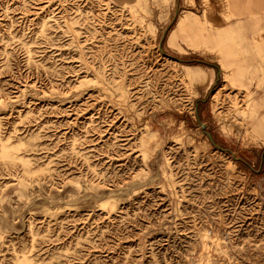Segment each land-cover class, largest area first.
<instances>
[{
	"label": "rangeland",
	"instance_id": "obj_1",
	"mask_svg": "<svg viewBox=\"0 0 264 264\" xmlns=\"http://www.w3.org/2000/svg\"><path fill=\"white\" fill-rule=\"evenodd\" d=\"M263 151L264 0H0V264H264Z\"/></svg>",
	"mask_w": 264,
	"mask_h": 264
},
{
	"label": "bare ground",
	"instance_id": "obj_2",
	"mask_svg": "<svg viewBox=\"0 0 264 264\" xmlns=\"http://www.w3.org/2000/svg\"><path fill=\"white\" fill-rule=\"evenodd\" d=\"M245 1V0H244ZM255 14V13H254ZM190 20H191V17L189 16V15H185V16H182V17H180L179 18V20L177 21V23H176V26H175V30H176V34L178 35V34H180V33H182V32H184V31H186L187 29H188V27H189V25H190ZM214 25H211L210 27L212 28V29H215L214 27H213ZM213 33H216V34H218L219 35V33H217L216 31L215 32H213ZM184 67H186V68H190L189 66H184ZM220 89V88H219ZM215 97V95L213 96V98ZM4 153H5V155H7V156H9V153L6 151V148H4ZM230 161V160H229ZM218 238V237H217ZM211 242V241H210Z\"/></svg>",
	"mask_w": 264,
	"mask_h": 264
},
{
	"label": "crops",
	"instance_id": "obj_3",
	"mask_svg": "<svg viewBox=\"0 0 264 264\" xmlns=\"http://www.w3.org/2000/svg\"><path fill=\"white\" fill-rule=\"evenodd\" d=\"M262 162H264V151H263V153H262V155H261V163Z\"/></svg>",
	"mask_w": 264,
	"mask_h": 264
},
{
	"label": "trees",
	"instance_id": "obj_4",
	"mask_svg": "<svg viewBox=\"0 0 264 264\" xmlns=\"http://www.w3.org/2000/svg\"><path fill=\"white\" fill-rule=\"evenodd\" d=\"M182 61L186 62L185 60L182 59Z\"/></svg>",
	"mask_w": 264,
	"mask_h": 264
},
{
	"label": "water",
	"instance_id": "obj_5",
	"mask_svg": "<svg viewBox=\"0 0 264 264\" xmlns=\"http://www.w3.org/2000/svg\"><path fill=\"white\" fill-rule=\"evenodd\" d=\"M203 127H205L204 124H203Z\"/></svg>",
	"mask_w": 264,
	"mask_h": 264
}]
</instances>
